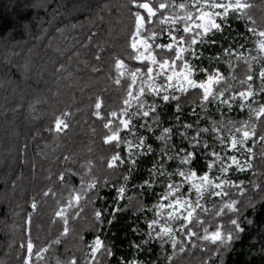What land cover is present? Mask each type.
<instances>
[{
	"label": "snow or ice",
	"instance_id": "snow-or-ice-1",
	"mask_svg": "<svg viewBox=\"0 0 264 264\" xmlns=\"http://www.w3.org/2000/svg\"><path fill=\"white\" fill-rule=\"evenodd\" d=\"M81 7L87 12L85 18L69 20L57 31L71 28L83 33L79 43L91 53V72L116 88L121 103L108 108L102 90L89 104L91 115L105 130L102 144L108 154L100 160L106 171L98 172L90 159L78 166L74 154H69L55 174L68 193L66 203L61 201L63 207L55 212L63 221L61 235L75 232L76 251L83 250L82 257L57 256L56 264H112L115 253L105 229L116 217L104 205L102 190L114 189L123 200L130 184L136 195L127 197L116 211L130 208L142 217L146 228L136 226L140 239L132 247L140 251L158 244L159 254L148 264H175L177 253L192 248L205 250L207 259L201 264H226L234 245L251 236L252 214L264 206V184L239 178L254 169L257 146L264 160V27L249 15L252 4L248 0H122L114 6L104 4L95 15L87 5ZM113 10L126 21L120 51H113L116 45L101 38L105 17L100 13ZM232 20L243 22L245 31L233 28ZM24 29L30 31V24L24 23ZM226 40L231 42L225 44ZM209 45L219 50L205 65ZM241 63L246 70L238 77ZM64 68L61 63L56 71ZM194 94L195 101L189 99ZM233 112L243 115L237 119ZM71 116V111L54 115L47 130L65 132ZM27 147L21 150L22 163ZM141 161L150 165L145 167L147 176L133 184ZM35 167L33 163V171ZM249 189L260 195H249ZM50 194H54L51 187L42 193ZM145 194L155 199L148 203ZM85 204L92 208L90 216L83 215ZM31 207H38L35 198ZM68 208L76 210V220L84 221L79 231L69 226ZM85 233L93 239L88 241ZM260 234L258 254L264 256V228ZM60 243L57 237L48 246H37L29 232L20 244L25 251L22 264H49L45 254ZM117 264L146 262L122 257Z\"/></svg>",
	"mask_w": 264,
	"mask_h": 264
},
{
	"label": "trees",
	"instance_id": "trees-1",
	"mask_svg": "<svg viewBox=\"0 0 264 264\" xmlns=\"http://www.w3.org/2000/svg\"><path fill=\"white\" fill-rule=\"evenodd\" d=\"M121 2L0 0V264H22L25 251L20 244L29 232L37 246H48L57 237L61 238V243L52 245L45 254L49 264H56L57 256L66 260L75 253L82 257L83 250L76 251L75 232L61 235L63 221L55 216V212L63 207L61 201L66 203L68 193L55 174L61 169L63 156L69 154H74L78 166L90 159L98 172L106 171L100 160L102 155L108 154V149L102 144L105 130L101 122L91 115L89 104L91 98L102 90L108 108L116 109L121 101L116 88L108 80L91 72L89 65L94 63L91 53L81 48L79 43L83 41V33L71 28L61 33L57 29L63 28L69 20H83L87 12L82 5H87L95 15L104 4L114 6ZM248 2L252 4L249 15L255 18L257 26L264 27V0ZM100 14L105 17L101 38L116 45L113 51H120L123 40L121 29L126 25L124 17L114 10L111 14L107 11ZM231 22L233 28L245 31L243 22ZM24 23L30 24V31H25ZM83 32L86 33L87 29ZM228 42L231 41H224L225 44ZM85 60L89 64H85ZM105 60H108L107 55ZM61 63L65 68L57 72ZM220 67L226 71L225 65ZM245 70L246 65L241 63L236 70L237 76H242ZM189 99L195 101L197 96L194 94ZM185 106L186 111H190L186 101ZM61 111L72 112L68 118L70 128L63 133L49 132L47 129L52 125L53 116L60 115ZM232 115L239 119L243 114L233 112ZM25 144L28 147L22 163L21 150ZM255 151L254 169L239 174V178L264 184L261 149L257 146ZM33 163L36 165L34 171ZM146 166H150L147 161L140 162L133 184L146 178ZM50 187L54 194L43 196L42 193ZM136 191L130 184L125 198L119 200L114 189L102 190V195L106 197L104 205L116 217L110 228L105 229L114 248L115 255L110 258L112 264H117L122 257L131 259L136 254L135 257L146 264L155 260L147 247L140 251L132 247L140 239L134 229L138 224L143 226L142 217L130 208L116 211L117 207L127 203V197L135 196ZM248 194L260 195L251 189ZM33 198L38 204L36 209L31 207ZM151 198V194L144 196L147 202ZM114 199L118 201L115 205ZM75 211L74 208L66 209L69 226L79 231L84 221L76 220ZM91 211V206H83L84 216H90ZM29 215L30 224L27 223ZM252 218L251 236L245 235L241 242L234 245L227 253L226 264H264V256L258 254L262 244L260 230L264 228V206L258 207ZM85 237L88 241L93 239L91 233H85ZM204 252L203 248L186 249L185 253H177L175 264H201L207 259ZM250 252L256 254L250 256Z\"/></svg>",
	"mask_w": 264,
	"mask_h": 264
},
{
	"label": "rangeland",
	"instance_id": "rangeland-1",
	"mask_svg": "<svg viewBox=\"0 0 264 264\" xmlns=\"http://www.w3.org/2000/svg\"><path fill=\"white\" fill-rule=\"evenodd\" d=\"M177 2L179 3L180 0H177ZM230 23L232 24L231 21H230ZM217 39H218V37H217ZM218 50H219L218 49V46H211V45L207 46V49H205V61L204 62H207L206 61L207 58L210 57V56H214L215 53H216V51H218ZM157 191H159V189H157ZM154 199H155V197L152 195L151 201H149L148 203H151ZM142 223H143V219H142ZM140 227L141 228H146V226L144 225V223H143V226H140ZM138 237H140V236H138ZM145 247H147L148 249H150L151 255L154 257V259H156L157 255L159 254V246H158V244L155 243V242H153V243H151V244H149V245H147ZM135 256L131 257V259H129V260H137V259H139V258H136Z\"/></svg>",
	"mask_w": 264,
	"mask_h": 264
}]
</instances>
